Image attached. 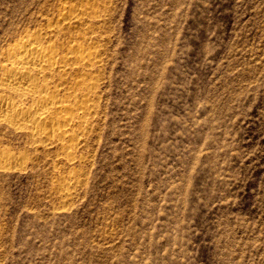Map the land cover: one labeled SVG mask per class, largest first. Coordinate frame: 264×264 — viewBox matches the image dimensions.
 <instances>
[{
    "label": "rangeland",
    "instance_id": "1",
    "mask_svg": "<svg viewBox=\"0 0 264 264\" xmlns=\"http://www.w3.org/2000/svg\"><path fill=\"white\" fill-rule=\"evenodd\" d=\"M95 1L76 158L0 124V264H264V0ZM62 2L0 0V53Z\"/></svg>",
    "mask_w": 264,
    "mask_h": 264
},
{
    "label": "bare ground",
    "instance_id": "2",
    "mask_svg": "<svg viewBox=\"0 0 264 264\" xmlns=\"http://www.w3.org/2000/svg\"><path fill=\"white\" fill-rule=\"evenodd\" d=\"M62 3L55 22L14 37L1 51L0 124L24 132L37 148L55 146L72 160L94 132L100 108L103 51L88 33L102 14L95 0ZM20 162L0 151V171Z\"/></svg>",
    "mask_w": 264,
    "mask_h": 264
}]
</instances>
